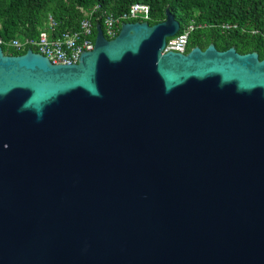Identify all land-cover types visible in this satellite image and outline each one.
<instances>
[{"label": "water", "instance_id": "95a60500", "mask_svg": "<svg viewBox=\"0 0 264 264\" xmlns=\"http://www.w3.org/2000/svg\"><path fill=\"white\" fill-rule=\"evenodd\" d=\"M100 25L77 63L0 46V264H264V58Z\"/></svg>", "mask_w": 264, "mask_h": 264}, {"label": "trees", "instance_id": "16d2710c", "mask_svg": "<svg viewBox=\"0 0 264 264\" xmlns=\"http://www.w3.org/2000/svg\"><path fill=\"white\" fill-rule=\"evenodd\" d=\"M134 3L149 7V25L162 22L167 9L180 23L178 32L197 26L189 34L185 52L213 43L218 50L233 46L239 53L255 52L260 60L264 58V0H0V35L35 37L47 26L48 16L57 23V32L75 31L94 7L96 22L101 13L119 16ZM97 23L103 30L100 19Z\"/></svg>", "mask_w": 264, "mask_h": 264}, {"label": "built area", "instance_id": "2783aa9c", "mask_svg": "<svg viewBox=\"0 0 264 264\" xmlns=\"http://www.w3.org/2000/svg\"><path fill=\"white\" fill-rule=\"evenodd\" d=\"M96 10L97 7H94L89 13H85L83 19L79 22L78 29L75 31L57 32V23L51 16H48L47 26L42 28L37 36L5 39L0 35V46L7 54H12L8 51L20 52L32 49L46 56L52 63L70 65L77 63L82 52L92 50L96 34L95 25L99 19L102 22V31L105 37L113 38L118 33L122 23L146 22L150 18L149 7L139 3L130 5L127 11L119 16L103 12L95 22L93 14ZM222 27L226 29L229 26ZM196 28L197 26L191 24L181 32L167 38L162 52L176 51L184 53L189 34Z\"/></svg>", "mask_w": 264, "mask_h": 264}]
</instances>
